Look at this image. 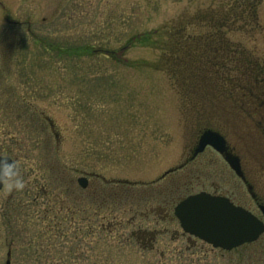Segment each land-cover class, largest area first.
Listing matches in <instances>:
<instances>
[{"label": "rangeland", "instance_id": "374dc122", "mask_svg": "<svg viewBox=\"0 0 264 264\" xmlns=\"http://www.w3.org/2000/svg\"><path fill=\"white\" fill-rule=\"evenodd\" d=\"M221 1L0 0V155L16 161L24 181L9 190L4 180L0 189V264H264V234L224 251L184 232L172 210L125 214L102 233L91 211L78 212L56 237L45 215L51 199L64 200L74 188L57 175L80 188L78 177L89 183L93 173L149 183L179 165L160 185L185 176L191 194L225 195L257 212L217 151L189 157L209 121L254 174L250 135L264 123V73L234 98L206 86L197 101H184L156 43L137 36ZM257 20L253 31L229 36L264 64V0ZM80 195L73 192L66 205L87 206ZM145 230L152 247L140 244L149 246L146 237H129Z\"/></svg>", "mask_w": 264, "mask_h": 264}, {"label": "trees", "instance_id": "16d2710c", "mask_svg": "<svg viewBox=\"0 0 264 264\" xmlns=\"http://www.w3.org/2000/svg\"><path fill=\"white\" fill-rule=\"evenodd\" d=\"M260 1L222 0L216 8L184 13L162 27L137 36L152 39L156 43L155 48L161 51L164 68L170 79L179 84L184 101H197L196 92L199 91L200 94L206 86L210 87L211 92L220 90L221 95L226 90L229 97H233L235 89H253L254 82L263 80L259 77V74L264 73L262 61L250 56L247 49L232 41L229 36L230 32H251L258 28L257 6ZM196 26L202 29L193 32ZM211 126L212 123L207 121L203 129ZM181 167H175L158 180L149 183L109 180L93 173L91 182L85 188L75 185L69 175H57V180L62 178L61 180H65L66 184L75 189L69 187L64 200L58 197L56 200L51 199L47 209L50 213H45L50 216L48 230L55 237L60 236L64 219L72 218L78 212L81 215L86 214L88 210L95 217L100 233L107 232L110 223L123 224L125 214L141 217L143 210L147 214L150 211L158 213L173 210V206L180 199L191 194L185 183L186 177L179 176L178 180L175 178L176 181L163 185H160V180ZM75 191L83 193L80 195L81 200H87V206L81 204L79 210L74 207L75 201L70 205L65 203ZM141 232H133L129 237L138 243L146 237L149 246L146 243L140 244L152 247V233L146 230Z\"/></svg>", "mask_w": 264, "mask_h": 264}, {"label": "water", "instance_id": "95a60500", "mask_svg": "<svg viewBox=\"0 0 264 264\" xmlns=\"http://www.w3.org/2000/svg\"><path fill=\"white\" fill-rule=\"evenodd\" d=\"M206 146H211L223 157L234 173L242 178L253 197L252 187L244 176L239 156L232 152L219 131L205 129L189 159L202 152ZM5 165H13L12 170L16 172V162L9 156L0 155V189L5 180L2 175ZM77 182L81 187H86L88 181L85 176H81ZM260 208L264 215V206ZM173 214L184 232L203 240L213 248L223 250L251 243L264 231V222L249 209L235 204L225 195L206 191L189 194L178 201L173 208ZM5 264H10V260L7 259Z\"/></svg>", "mask_w": 264, "mask_h": 264}, {"label": "flooded vegetation", "instance_id": "af4514ba", "mask_svg": "<svg viewBox=\"0 0 264 264\" xmlns=\"http://www.w3.org/2000/svg\"><path fill=\"white\" fill-rule=\"evenodd\" d=\"M258 105L264 106V101H261V103H258ZM260 118L262 117L260 116ZM262 123V120H258L253 125V131L250 135V137H255L251 138L253 140V144L251 145L252 161L250 164L251 170L254 172V174L252 173V175L249 176L247 169L245 168V164L243 163L242 156L238 154L231 146L229 147L233 153L239 156L244 176L247 182L250 183L252 187L254 196L252 197L250 195V197L252 201H254L257 209V212L253 213L264 222V216L260 208V206H264V123ZM259 129H261L260 131L262 133L259 131ZM240 180L245 185V182L242 180V178H240ZM263 234L264 232L262 233V235Z\"/></svg>", "mask_w": 264, "mask_h": 264}, {"label": "clouds", "instance_id": "9594fccd", "mask_svg": "<svg viewBox=\"0 0 264 264\" xmlns=\"http://www.w3.org/2000/svg\"><path fill=\"white\" fill-rule=\"evenodd\" d=\"M13 165H5L3 169V177L5 178L6 186L9 190L12 188L22 189L24 186L23 179L19 176L18 172L12 170Z\"/></svg>", "mask_w": 264, "mask_h": 264}]
</instances>
